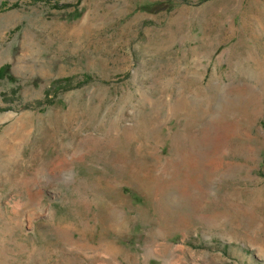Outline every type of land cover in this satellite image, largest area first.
Returning a JSON list of instances; mask_svg holds the SVG:
<instances>
[{
    "label": "rangeland",
    "instance_id": "374dc122",
    "mask_svg": "<svg viewBox=\"0 0 264 264\" xmlns=\"http://www.w3.org/2000/svg\"><path fill=\"white\" fill-rule=\"evenodd\" d=\"M2 67L0 264H264V0H0Z\"/></svg>",
    "mask_w": 264,
    "mask_h": 264
},
{
    "label": "trees",
    "instance_id": "16d2710c",
    "mask_svg": "<svg viewBox=\"0 0 264 264\" xmlns=\"http://www.w3.org/2000/svg\"><path fill=\"white\" fill-rule=\"evenodd\" d=\"M56 6V5H55ZM14 7V6H13ZM6 69V67H2V68H0V75L4 72V70ZM67 81L68 82H70V80L69 79H67ZM62 82H66V80L64 79V80H62ZM55 84V83H54Z\"/></svg>",
    "mask_w": 264,
    "mask_h": 264
}]
</instances>
